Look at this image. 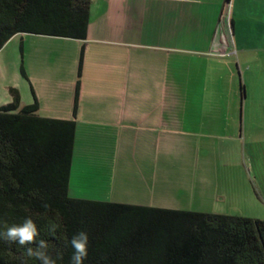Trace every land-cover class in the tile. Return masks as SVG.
<instances>
[{
    "label": "crops",
    "instance_id": "0c3cea01",
    "mask_svg": "<svg viewBox=\"0 0 264 264\" xmlns=\"http://www.w3.org/2000/svg\"><path fill=\"white\" fill-rule=\"evenodd\" d=\"M66 42L76 65L67 101L56 104L68 109L53 111L76 121L70 195L82 184L83 198L136 203L120 182L131 175L148 196L157 191L158 151L167 153L169 139L198 138L201 155L205 139L264 138L256 125L264 121V0H92L87 36ZM33 91L40 114L56 106V89ZM178 149L191 151L187 140ZM204 163L197 177L218 172ZM137 204L169 207L148 197Z\"/></svg>",
    "mask_w": 264,
    "mask_h": 264
},
{
    "label": "trees",
    "instance_id": "16d2710c",
    "mask_svg": "<svg viewBox=\"0 0 264 264\" xmlns=\"http://www.w3.org/2000/svg\"><path fill=\"white\" fill-rule=\"evenodd\" d=\"M91 3L0 0V49L22 33L85 38ZM9 90L12 101L0 106V221L31 217L62 264L80 231L89 236L83 264H264V219L71 196L76 121L41 115L34 91L22 105L19 89ZM0 264L40 262L0 239Z\"/></svg>",
    "mask_w": 264,
    "mask_h": 264
},
{
    "label": "rangeland",
    "instance_id": "374dc122",
    "mask_svg": "<svg viewBox=\"0 0 264 264\" xmlns=\"http://www.w3.org/2000/svg\"><path fill=\"white\" fill-rule=\"evenodd\" d=\"M69 39L71 38L32 33L13 36L0 49V106L12 101L9 87L19 89L22 102L33 103L34 84L39 92L43 89L48 92L56 89L55 104L56 101L64 104L67 101L65 89L69 87L68 81L71 79L68 68L74 69L76 65L73 60L75 53L66 46ZM61 108L68 109V106L45 103L40 112L45 116L56 117V111L61 113ZM262 124L264 121L256 123L260 127ZM84 125L86 128L88 123H80V129H83ZM79 132V140L83 145L89 139L83 136L82 131ZM186 140L190 149L196 148L194 151L191 149L188 152L190 154L185 157L179 153L178 148L183 146ZM257 140H262V143L258 145L254 142ZM200 142L198 138L169 139L168 154L162 149L158 151L159 166L155 184L158 185L157 191L150 190L148 196V190L141 189V186L136 184V179L127 174L132 182L124 184L120 182V188L130 193L126 200L147 203L148 197L152 202L161 200L163 206L190 210L192 208L195 211L209 213L214 206L224 214L264 219V138H261V133L245 139L232 137L205 139L202 150L206 151V154L202 152L201 155L198 148ZM77 159L83 160L80 157ZM204 162L214 163L218 172L210 175L202 171L197 177L196 164L199 163L201 166L205 164ZM163 163L166 167L162 166ZM168 163H171L170 167L167 166L170 165ZM189 169L193 171L192 175ZM84 189L82 184H73L71 194L76 198H83L87 195L83 192ZM88 196L101 197L93 193H89ZM110 198L117 196L111 195Z\"/></svg>",
    "mask_w": 264,
    "mask_h": 264
},
{
    "label": "clouds",
    "instance_id": "9594fccd",
    "mask_svg": "<svg viewBox=\"0 0 264 264\" xmlns=\"http://www.w3.org/2000/svg\"><path fill=\"white\" fill-rule=\"evenodd\" d=\"M42 207L47 210L50 205L44 203ZM57 227L58 225L50 222L48 231L50 233L54 232ZM40 235V229L31 217H26L20 224L8 225L6 222L0 221V239L25 247V256L27 258H34L40 264H62L63 253L57 252L55 257L50 255L49 242L40 238ZM68 243L74 249L70 264H83L84 259L88 255L89 236L87 232L80 231L73 235Z\"/></svg>",
    "mask_w": 264,
    "mask_h": 264
},
{
    "label": "built area",
    "instance_id": "2783aa9c",
    "mask_svg": "<svg viewBox=\"0 0 264 264\" xmlns=\"http://www.w3.org/2000/svg\"><path fill=\"white\" fill-rule=\"evenodd\" d=\"M229 16V15H228Z\"/></svg>",
    "mask_w": 264,
    "mask_h": 264
}]
</instances>
